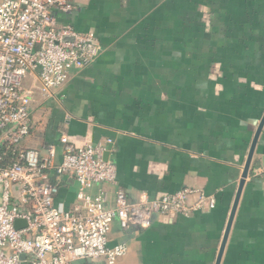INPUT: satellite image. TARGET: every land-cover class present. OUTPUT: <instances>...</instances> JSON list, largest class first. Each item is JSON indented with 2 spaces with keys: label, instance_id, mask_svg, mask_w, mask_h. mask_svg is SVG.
Wrapping results in <instances>:
<instances>
[{
  "label": "crops",
  "instance_id": "0c3cea01",
  "mask_svg": "<svg viewBox=\"0 0 264 264\" xmlns=\"http://www.w3.org/2000/svg\"><path fill=\"white\" fill-rule=\"evenodd\" d=\"M58 21L93 32L102 52L52 96L28 75L33 129L23 148L45 155L52 145L60 163L63 135L78 146L111 138L117 183L89 194L214 195L212 209L159 215L147 228L115 220L109 244L128 245L116 264H215L264 114V0H72ZM263 156L264 128L221 264H264ZM78 190L75 177H60L56 203L72 207Z\"/></svg>",
  "mask_w": 264,
  "mask_h": 264
},
{
  "label": "built area",
  "instance_id": "2783aa9c",
  "mask_svg": "<svg viewBox=\"0 0 264 264\" xmlns=\"http://www.w3.org/2000/svg\"><path fill=\"white\" fill-rule=\"evenodd\" d=\"M71 10L72 0L0 1V264H116L128 245L109 244L115 220L123 229L147 228L156 216L189 217L216 205L214 195L193 187L135 200L106 186L89 194L96 183H117L116 164L104 159L111 138L78 146L63 135L60 163L52 145L45 155L23 148L33 129L28 75L37 72L40 92L52 96L71 69L93 64L102 52L93 32L59 23L58 13ZM64 175L79 182L70 208L56 203ZM17 220L26 225L16 227Z\"/></svg>",
  "mask_w": 264,
  "mask_h": 264
},
{
  "label": "water",
  "instance_id": "95a60500",
  "mask_svg": "<svg viewBox=\"0 0 264 264\" xmlns=\"http://www.w3.org/2000/svg\"><path fill=\"white\" fill-rule=\"evenodd\" d=\"M263 128H264V114H263V116L259 122V125H258L256 132L254 134V137L252 139V143H251V146H250V149H249V152L247 155V159H246V162H245L242 174H241V178H240V181L238 184V188H237V191L235 194L234 202H233V205H232V208L230 211L227 226H226L223 238H222L221 246H220V249L218 251V255H217L215 264H221V262H222L224 251H225L227 241H228V238H229V235H230L233 223H234V219H235L236 212H237V209H238V206L240 203V199H241V196H242V193L244 190V186L246 184L247 178L249 177L251 169H252V164H253L254 156L256 154L257 144H258L260 135L263 131ZM109 158H110V152L107 151L104 154V159L108 160ZM263 165H264V156H263ZM23 224L26 225V223L23 220H17L15 223V226L20 227Z\"/></svg>",
  "mask_w": 264,
  "mask_h": 264
}]
</instances>
